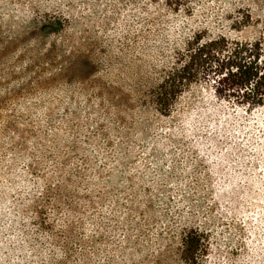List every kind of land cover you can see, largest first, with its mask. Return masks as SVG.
Returning a JSON list of instances; mask_svg holds the SVG:
<instances>
[{"label":"rangeland","instance_id":"obj_1","mask_svg":"<svg viewBox=\"0 0 264 264\" xmlns=\"http://www.w3.org/2000/svg\"><path fill=\"white\" fill-rule=\"evenodd\" d=\"M195 33L264 0H0V264H264V104L153 98Z\"/></svg>","mask_w":264,"mask_h":264},{"label":"trees","instance_id":"obj_2","mask_svg":"<svg viewBox=\"0 0 264 264\" xmlns=\"http://www.w3.org/2000/svg\"><path fill=\"white\" fill-rule=\"evenodd\" d=\"M181 1L166 0V4L177 8ZM175 54L153 93L160 113H167L192 84L207 85V97L231 100L250 110L264 104V48L259 41H229L195 33ZM206 248L202 232L186 231L182 249L187 259L195 260Z\"/></svg>","mask_w":264,"mask_h":264}]
</instances>
